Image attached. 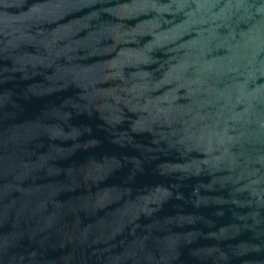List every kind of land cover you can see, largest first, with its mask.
I'll use <instances>...</instances> for the list:
<instances>
[{"label": "water", "instance_id": "1", "mask_svg": "<svg viewBox=\"0 0 264 264\" xmlns=\"http://www.w3.org/2000/svg\"><path fill=\"white\" fill-rule=\"evenodd\" d=\"M0 264H264V0H0Z\"/></svg>", "mask_w": 264, "mask_h": 264}]
</instances>
